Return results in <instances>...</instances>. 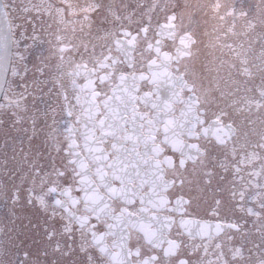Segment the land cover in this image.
<instances>
[{
    "label": "flooded vegetation",
    "instance_id": "af4514ba",
    "mask_svg": "<svg viewBox=\"0 0 264 264\" xmlns=\"http://www.w3.org/2000/svg\"><path fill=\"white\" fill-rule=\"evenodd\" d=\"M0 1L11 14L10 63L0 98V264H235L233 247L247 246L249 234L264 228V0H222L225 9L244 15L217 20L206 7L219 0ZM121 28L135 39L128 59L108 69L117 74L113 79L128 71L133 52L136 70L145 64L155 52V45H146L159 32L161 48L176 58L158 53L164 95L178 50L193 35L199 42L180 67L192 69L205 124L199 137L189 138L169 120L171 131L164 136L162 128L152 148L164 170L162 198L183 208L166 213L175 218L167 221L170 227L133 220L111 227L121 216L120 189L112 198L98 188L77 192L93 180L77 176L79 167L65 152L67 135L59 123L64 95L71 99L81 91L108 50L122 59L113 42ZM188 143L197 147L188 150Z\"/></svg>",
    "mask_w": 264,
    "mask_h": 264
},
{
    "label": "snow or ice",
    "instance_id": "6c2138e0",
    "mask_svg": "<svg viewBox=\"0 0 264 264\" xmlns=\"http://www.w3.org/2000/svg\"><path fill=\"white\" fill-rule=\"evenodd\" d=\"M9 7L7 3L0 4V14L5 19L10 18L11 14L7 11ZM11 7L14 9L15 5ZM96 7L111 11L114 6L97 4ZM21 10L27 12L29 9L23 7ZM170 18L174 19V13ZM101 19L103 21L104 18ZM165 23L166 21H162L157 27H163ZM147 28L148 25H145V33ZM120 32L121 35L113 42L125 54L122 59L117 60L108 50L100 57V62L92 67L91 74L80 83L81 91L71 99L67 93L64 95L66 105L59 123L61 131L67 135L65 152L70 154V163L79 167L76 175H91L93 180L91 187H77V192L83 194L91 188H98L112 198L113 190L120 189L118 198L122 206L121 216L111 227L122 229L127 220L149 227H170L167 221L175 218L166 213L182 212L183 208L178 206L179 202L174 206L172 202L162 198L164 170L159 167L152 148L162 139V128L165 129L164 136L171 131L167 128L169 120L180 129V136L187 135L189 138L199 137L197 129L205 124L202 115L205 110L199 107L195 83L191 80L192 69L180 67V60L191 59L198 51L196 45L199 42L193 35L178 50L179 59L168 69L169 75L164 82L167 95H164L161 81L156 76L160 67L158 53L163 51L170 60L176 58L161 48L159 32L156 33L157 39L146 45L150 49L155 45V52L145 64L136 70L133 52L131 62L125 65L128 71L119 79H113L117 74L108 69L128 59L127 53L131 51L130 46L135 39V34L127 33L123 28ZM84 66L88 67L87 60ZM40 71L43 73V69ZM243 71L251 74L248 68ZM144 81L152 84V87H145ZM219 119V116L213 117L214 121ZM201 130L207 132L208 129L204 127ZM196 147L193 143L187 144L188 150ZM187 154L190 158H195L191 151ZM184 162L182 156L181 165ZM162 199L163 203H160ZM124 214H127L126 217ZM184 220L193 224L199 222L190 217H183L182 221ZM257 264H264V255L258 258Z\"/></svg>",
    "mask_w": 264,
    "mask_h": 264
},
{
    "label": "rangeland",
    "instance_id": "374dc122",
    "mask_svg": "<svg viewBox=\"0 0 264 264\" xmlns=\"http://www.w3.org/2000/svg\"><path fill=\"white\" fill-rule=\"evenodd\" d=\"M225 7L226 4H224L222 0H219L217 2L214 1L212 3H209V7H206V10H211V14L215 16L214 19L216 20L219 18H227V15L229 14H231L232 17H241L240 15H244L243 10H237V8L230 6H228V9H225ZM218 24L219 23L217 22V28L220 27V24ZM257 26L258 25H255L254 29H256ZM250 27L252 30L253 26ZM258 31L259 30L255 32ZM244 247L247 248V253H245ZM244 247H241L239 245L238 247H233V250L231 251V256L235 259V264H257L258 258L264 255V228L260 232L253 231V233H250L247 240V246L245 244ZM247 254L248 260H245Z\"/></svg>",
    "mask_w": 264,
    "mask_h": 264
},
{
    "label": "water",
    "instance_id": "95a60500",
    "mask_svg": "<svg viewBox=\"0 0 264 264\" xmlns=\"http://www.w3.org/2000/svg\"><path fill=\"white\" fill-rule=\"evenodd\" d=\"M10 51H11V38H10L9 25L7 19H5L4 16L0 14V97L3 92V87L5 84V80L9 68Z\"/></svg>",
    "mask_w": 264,
    "mask_h": 264
}]
</instances>
